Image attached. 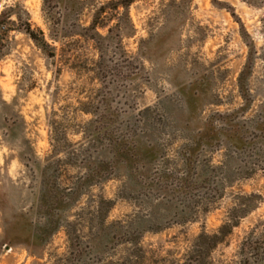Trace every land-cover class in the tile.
I'll list each match as a JSON object with an SVG mask.
<instances>
[{
    "label": "rangeland",
    "instance_id": "rangeland-1",
    "mask_svg": "<svg viewBox=\"0 0 264 264\" xmlns=\"http://www.w3.org/2000/svg\"><path fill=\"white\" fill-rule=\"evenodd\" d=\"M80 1L105 75L0 0V264H264V0Z\"/></svg>",
    "mask_w": 264,
    "mask_h": 264
},
{
    "label": "trees",
    "instance_id": "trees-1",
    "mask_svg": "<svg viewBox=\"0 0 264 264\" xmlns=\"http://www.w3.org/2000/svg\"><path fill=\"white\" fill-rule=\"evenodd\" d=\"M131 0H117L115 2H110L108 8L111 12H117L119 8L124 10V20L128 21L127 11L131 5ZM43 8L47 9L50 13L51 21L53 22V27L51 29V34L49 38L53 43L59 42L61 39L71 38L74 36H79L85 41L93 43L94 49L97 53L98 59L95 63V70L98 74H107L110 72L109 68L106 66V55L109 48L113 45L116 48L120 47L119 42V26H115L107 29L105 36L99 33V29H106L107 17L106 8H100L92 17V20L88 27H83L79 25L77 21H72L69 24L71 17H77L80 12L83 11L85 2L80 0H42ZM56 11L60 15L56 18ZM129 24V23H128ZM24 33L31 39L37 47L46 53V50H51L44 40L43 33L39 31L40 39H37L30 27L26 25L23 30ZM120 49V48H119ZM49 58H53L52 53H46Z\"/></svg>",
    "mask_w": 264,
    "mask_h": 264
}]
</instances>
